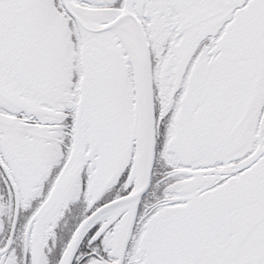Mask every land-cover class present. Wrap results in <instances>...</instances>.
<instances>
[{
	"label": "snow or ice",
	"instance_id": "1",
	"mask_svg": "<svg viewBox=\"0 0 264 264\" xmlns=\"http://www.w3.org/2000/svg\"><path fill=\"white\" fill-rule=\"evenodd\" d=\"M0 264H264V0H0Z\"/></svg>",
	"mask_w": 264,
	"mask_h": 264
}]
</instances>
